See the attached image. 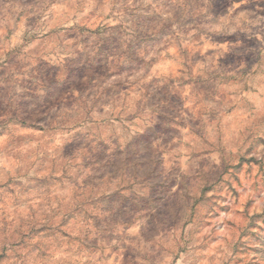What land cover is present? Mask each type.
Wrapping results in <instances>:
<instances>
[{
    "label": "clouds",
    "instance_id": "obj_1",
    "mask_svg": "<svg viewBox=\"0 0 264 264\" xmlns=\"http://www.w3.org/2000/svg\"><path fill=\"white\" fill-rule=\"evenodd\" d=\"M0 264H264V0H0Z\"/></svg>",
    "mask_w": 264,
    "mask_h": 264
}]
</instances>
